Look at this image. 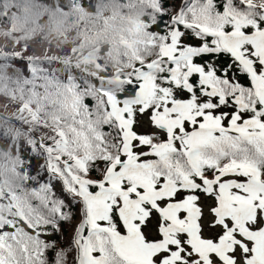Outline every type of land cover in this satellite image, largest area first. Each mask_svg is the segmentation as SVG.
<instances>
[{
	"label": "snow or ice",
	"instance_id": "obj_1",
	"mask_svg": "<svg viewBox=\"0 0 264 264\" xmlns=\"http://www.w3.org/2000/svg\"><path fill=\"white\" fill-rule=\"evenodd\" d=\"M18 8L0 264H264V0H55L42 40Z\"/></svg>",
	"mask_w": 264,
	"mask_h": 264
},
{
	"label": "trees",
	"instance_id": "obj_2",
	"mask_svg": "<svg viewBox=\"0 0 264 264\" xmlns=\"http://www.w3.org/2000/svg\"><path fill=\"white\" fill-rule=\"evenodd\" d=\"M14 3L19 5V8L12 13L18 26L32 29L37 26L38 21L39 28L35 33V38L42 40L49 32L47 16L43 14V7L54 6L55 0H14ZM2 31L3 29H0V32ZM68 35L71 38L72 34L69 33ZM5 43L0 42V50L3 49Z\"/></svg>",
	"mask_w": 264,
	"mask_h": 264
}]
</instances>
